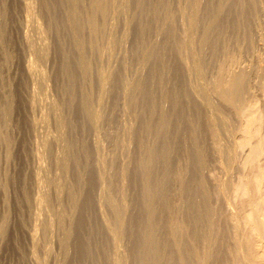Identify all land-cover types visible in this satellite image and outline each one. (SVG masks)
Listing matches in <instances>:
<instances>
[{"label": "rangeland", "instance_id": "obj_1", "mask_svg": "<svg viewBox=\"0 0 264 264\" xmlns=\"http://www.w3.org/2000/svg\"><path fill=\"white\" fill-rule=\"evenodd\" d=\"M92 1L0 0V264H234L264 0Z\"/></svg>", "mask_w": 264, "mask_h": 264}, {"label": "bare ground", "instance_id": "obj_2", "mask_svg": "<svg viewBox=\"0 0 264 264\" xmlns=\"http://www.w3.org/2000/svg\"><path fill=\"white\" fill-rule=\"evenodd\" d=\"M78 0H70L72 3V7L74 8L77 4ZM107 1L108 0H94L90 4V12L93 13H102L105 14L107 12ZM197 1V0H196ZM32 6V5H31ZM72 8V9H73ZM29 9V8H28ZM74 11V9H73ZM72 11V12H73ZM210 11V10H209ZM248 12V11H247ZM29 13V12H28ZM245 13V11H244ZM73 18L76 16L75 12L72 13ZM75 15V16H74ZM208 15V14H207ZM247 17V16H246ZM245 18V17H243ZM76 19V17H75ZM74 20V19H73ZM207 20V19H206ZM241 20V19H240ZM75 28L77 27L76 20L75 22ZM92 25V24H91ZM248 25V24H247ZM79 28V26H78ZM191 37V36H190ZM189 38V37H188ZM219 38V37H218ZM189 43V40H186ZM191 42V41H190ZM41 48V47H40ZM212 52V51H211ZM194 57V56H193ZM237 57V56H236ZM34 59V58H33ZM41 59V58H40ZM233 64H236V59H232ZM32 61V60H31ZM31 63V62H30ZM28 63V64H30ZM71 63V62H70ZM230 63L231 65H233ZM85 64V63H84ZM34 65V64H33ZM196 65V64H195ZM32 69V65H30ZM35 66V65H34ZM84 67V66H83ZM86 68V67H84ZM256 68V67H255ZM34 70V69H33ZM199 69L196 68V71ZM232 70V69H231ZM258 70V69H257ZM257 70H254L257 71ZM260 70V69H259ZM229 71V70H228ZM200 72V70L198 71ZM197 72V73H198ZM256 73V72H255ZM259 74V72H258ZM199 75V74H198ZM231 75V74H230ZM229 75V78L224 79L222 82H220L218 89H225L227 92V99L230 103L234 102V106L237 108V111L239 115L242 118L243 125L240 130H242L243 136L239 138H234V144L233 148L234 150H237L238 148H244V147H250V151H248V155H244L245 159H242V167L247 164L250 165L251 171H249V168L247 169L240 177V181L234 185V183L231 185V194L230 195V201L232 202L235 200V202H232V204L236 203L233 206V213L231 214V218L233 219V222L236 225L237 233L235 236V249L233 250V262L234 264H264V162L260 161V157L262 160V154L264 153V133H261L260 127H264V125H261V111L259 110L260 107H258L256 104V100L252 102L250 100V103H247V107H239V105H236L234 99L237 97L239 93H241L245 86V78L246 75L243 73L238 74H232ZM257 75V73H256ZM202 77V76H201ZM252 77V76H251ZM247 81V80H246ZM254 83V82H253ZM252 84V83H251ZM204 85V84H203ZM249 87V86H248ZM205 92V91H204ZM252 92V91H251ZM264 95V94H263ZM204 95H202L203 97ZM255 98V97H253ZM208 103L211 104V100L207 99ZM264 101V100H263ZM245 104V103H244ZM260 105V104H259ZM218 107V106H216ZM264 108V107H263ZM261 109V108H260ZM262 110V109H261ZM261 112V113H260ZM95 117V116H94ZM93 117V119H94ZM213 117V116H212ZM214 119V118H213ZM221 119V118H220ZM96 120V119H94ZM93 120V121H94ZM213 121H211L212 123ZM215 124V123H214ZM197 125V124H196ZM213 125V124H212ZM185 129V128H184ZM263 129V128H262ZM263 132V131H262ZM232 134V131L230 132ZM241 133V134H242ZM261 136L258 141L256 135ZM234 135V134H232ZM257 143L254 144L251 142V139L253 138ZM44 141V140H43ZM253 141V140H252ZM219 146V145H218ZM220 147V146H219ZM218 147V149H219ZM220 149H222L220 147ZM215 151V150H214ZM238 151V150H237ZM217 153V151H215ZM220 155H222L220 150ZM242 157V156H241ZM219 159V158H218ZM264 159V158H263ZM251 165H253L251 167ZM171 168V167H170ZM244 168V169H245ZM243 169V170H244ZM249 171V172H248ZM63 172V171H62ZM243 173V172H242ZM63 174V173H62ZM205 180V179H204ZM237 180V179H236ZM207 185V184H206ZM220 188L224 192L226 188V184L220 183ZM160 187V186H159ZM184 187V186H183ZM218 187V186H217ZM228 187V186H227ZM230 187V186H229ZM228 187V188H229ZM230 187V188H231ZM206 190V189H205ZM200 191V190H199ZM226 193V191H225ZM228 194V196H229ZM166 195V194H165ZM88 197V196H87ZM38 203L43 204V198L42 194L38 197ZM45 198V197H44ZM73 199V198H72ZM226 199H229L226 198ZM232 199V200H231ZM237 199V200H236ZM228 201V200H227ZM237 201V202H236ZM240 201V203H238ZM36 202V201H35ZM154 203V202H153ZM229 203L228 205H230ZM49 206V205H48ZM84 206V205H83ZM231 206V205H230ZM232 212V211H231ZM226 213V212H225ZM54 217V216H53ZM55 218V217H54ZM189 218V217H188ZM43 223V222H42ZM47 223V222H46ZM82 223V222H81ZM60 225V224H59ZM79 226V225H78ZM77 226V227H78ZM76 227V228H77ZM244 227V228H243ZM92 228V227H91ZM180 228V227H179ZM69 229V228H68ZM228 229V228H227ZM193 230V229H192ZM46 231V230H45ZM69 232V231H68ZM228 232V231H227ZM35 233V232H34ZM67 233V232H66ZM35 235V234H34ZM66 235V234H65ZM68 235V234H67ZM72 235V234H71ZM76 236V235H75ZM66 238V237H65ZM66 240V239H65ZM63 242V241H62ZM82 242V241H81ZM146 242V241H145ZM184 242V241H183ZM195 242V241H194ZM63 246V244H62ZM188 246V245H187ZM79 247V246H78ZM66 248V247H65ZM80 248V247H79ZM67 249V248H66ZM74 249V248H73ZM82 250V249H81ZM83 251V250H82ZM106 254V253H105ZM216 254V253H215ZM177 255V254H176ZM198 255V254H197ZM202 255V254H201ZM165 256V255H164ZM216 260V259H215ZM189 262V260H188ZM209 262V261H208ZM39 263V262H38ZM190 263V262H189ZM220 263V262H219ZM225 263V262H224ZM228 263V262H227ZM230 263V262H229ZM43 264V263H42ZM115 264V263H114ZM232 264V263H231Z\"/></svg>", "mask_w": 264, "mask_h": 264}]
</instances>
